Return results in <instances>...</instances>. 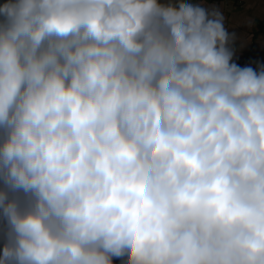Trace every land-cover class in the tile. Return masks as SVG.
Masks as SVG:
<instances>
[{
    "label": "clouds",
    "instance_id": "clouds-1",
    "mask_svg": "<svg viewBox=\"0 0 264 264\" xmlns=\"http://www.w3.org/2000/svg\"><path fill=\"white\" fill-rule=\"evenodd\" d=\"M236 40L185 0L0 4V264H264V67Z\"/></svg>",
    "mask_w": 264,
    "mask_h": 264
},
{
    "label": "crops",
    "instance_id": "crops-1",
    "mask_svg": "<svg viewBox=\"0 0 264 264\" xmlns=\"http://www.w3.org/2000/svg\"><path fill=\"white\" fill-rule=\"evenodd\" d=\"M233 22L228 20L230 12L226 9L227 0H185L202 3L205 7L219 8L225 17V27L229 35L235 34L237 40L231 46L234 50L232 63L239 67H252L258 71L264 67V0H232ZM6 0H0V4ZM160 3H176L177 0H158ZM230 21V22H229ZM3 186L0 181V187ZM7 242V222L0 211V252ZM126 259V258H124ZM113 264H122V258H113Z\"/></svg>",
    "mask_w": 264,
    "mask_h": 264
},
{
    "label": "rangeland",
    "instance_id": "rangeland-1",
    "mask_svg": "<svg viewBox=\"0 0 264 264\" xmlns=\"http://www.w3.org/2000/svg\"><path fill=\"white\" fill-rule=\"evenodd\" d=\"M226 9H227V11L230 12V15L227 17L228 20H231V22H233V1L232 0H227V2H226Z\"/></svg>",
    "mask_w": 264,
    "mask_h": 264
},
{
    "label": "trees",
    "instance_id": "trees-1",
    "mask_svg": "<svg viewBox=\"0 0 264 264\" xmlns=\"http://www.w3.org/2000/svg\"><path fill=\"white\" fill-rule=\"evenodd\" d=\"M263 25H264V22H263V23H261V25H260V28H262V27H263Z\"/></svg>",
    "mask_w": 264,
    "mask_h": 264
}]
</instances>
